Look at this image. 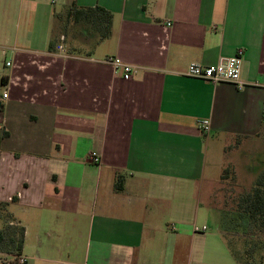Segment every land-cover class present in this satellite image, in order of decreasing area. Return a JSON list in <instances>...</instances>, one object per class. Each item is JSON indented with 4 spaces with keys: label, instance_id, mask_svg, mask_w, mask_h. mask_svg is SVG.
Masks as SVG:
<instances>
[{
    "label": "crops",
    "instance_id": "crops-1",
    "mask_svg": "<svg viewBox=\"0 0 264 264\" xmlns=\"http://www.w3.org/2000/svg\"><path fill=\"white\" fill-rule=\"evenodd\" d=\"M74 2L112 12L110 34L69 31ZM240 48L241 85L187 75ZM4 90L0 202L25 264H240L215 197L222 156L264 148V0H0Z\"/></svg>",
    "mask_w": 264,
    "mask_h": 264
},
{
    "label": "rangeland",
    "instance_id": "rangeland-1",
    "mask_svg": "<svg viewBox=\"0 0 264 264\" xmlns=\"http://www.w3.org/2000/svg\"><path fill=\"white\" fill-rule=\"evenodd\" d=\"M69 26H71L72 31L75 30L79 33L81 30L80 27L70 23L67 26L69 31ZM89 26L87 25L88 28ZM79 50L83 49L79 48ZM262 146L256 141L246 147H242L241 150H243L244 154H233L237 150V148L233 147L232 151L228 152V156H222V159L225 161L229 159L234 164L229 165L228 174L221 178L215 197L217 204L221 206L223 211L219 229L223 233L225 240L233 245L240 264H264V231L251 227L246 233L244 227L231 223L232 214H236L238 198L244 193L250 192L257 179L264 173V148ZM194 190L192 188L191 191L193 192ZM207 194H209L208 190ZM211 219L213 220V218ZM9 224L12 228L21 226L16 222L11 206L6 208L0 206V229H5ZM227 234H230V238H228ZM17 260L16 256L0 250V264L16 263Z\"/></svg>",
    "mask_w": 264,
    "mask_h": 264
},
{
    "label": "trees",
    "instance_id": "trees-1",
    "mask_svg": "<svg viewBox=\"0 0 264 264\" xmlns=\"http://www.w3.org/2000/svg\"><path fill=\"white\" fill-rule=\"evenodd\" d=\"M58 17H65L67 22L74 24V26L83 24L89 26L91 30L101 33V37H107L112 28L114 15L112 12L106 10L101 6L96 7H79L76 2L70 6L65 7ZM58 40L52 39L49 43V50L55 51L58 45ZM0 108V113L3 110ZM10 132L0 122V151L2 141L9 137ZM229 169H225L223 174L226 176ZM122 175H118L116 182V189H122ZM16 198H12L14 203ZM10 205V202H0V206L6 208ZM236 214H232L231 223L242 226L247 233V230L251 227H256L260 231H264V173L257 179L252 190L248 193L241 195L236 202ZM230 238V234H227ZM252 235V234H248ZM25 228L20 226L18 228H12L9 224L5 229H0V250L10 255L16 256L18 259L23 253Z\"/></svg>",
    "mask_w": 264,
    "mask_h": 264
},
{
    "label": "built area",
    "instance_id": "built-area-1",
    "mask_svg": "<svg viewBox=\"0 0 264 264\" xmlns=\"http://www.w3.org/2000/svg\"><path fill=\"white\" fill-rule=\"evenodd\" d=\"M167 25H171V23H167ZM58 51H63V47L61 45L57 46ZM245 56V50L240 48L237 52L225 59V61L212 64V65H204L198 62H191L187 69V75L193 78H198L206 81H210L213 83L218 82H229L235 85H241V72L242 66ZM105 62L111 64L117 72H121L123 78L131 79L134 73V68L131 64H127L121 60V58L117 56H109L105 59ZM10 62H7V65H10ZM9 97L7 90L0 95V108L3 106L4 101ZM200 128L203 132H207L210 129L209 120H202L200 122ZM94 163H99L100 158L98 156H93L92 158ZM175 228V225H172ZM207 229V227H203V230ZM196 231H200L201 228L198 226L195 227ZM27 261L24 257H19L16 264H25Z\"/></svg>",
    "mask_w": 264,
    "mask_h": 264
}]
</instances>
